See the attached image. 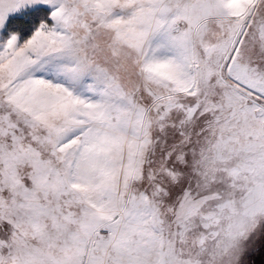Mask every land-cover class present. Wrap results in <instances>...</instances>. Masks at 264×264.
<instances>
[{"label": "snow or ice", "instance_id": "snow-or-ice-1", "mask_svg": "<svg viewBox=\"0 0 264 264\" xmlns=\"http://www.w3.org/2000/svg\"><path fill=\"white\" fill-rule=\"evenodd\" d=\"M0 264H264V0H0Z\"/></svg>", "mask_w": 264, "mask_h": 264}]
</instances>
